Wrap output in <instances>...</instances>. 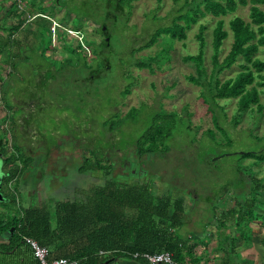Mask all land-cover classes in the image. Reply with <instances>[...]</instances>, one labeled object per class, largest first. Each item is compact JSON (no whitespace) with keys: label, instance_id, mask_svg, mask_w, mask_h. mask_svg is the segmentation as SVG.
<instances>
[{"label":"rangeland","instance_id":"rangeland-1","mask_svg":"<svg viewBox=\"0 0 264 264\" xmlns=\"http://www.w3.org/2000/svg\"><path fill=\"white\" fill-rule=\"evenodd\" d=\"M19 1L16 14L7 16L11 0H0V26L17 24L19 12H25L27 7V2ZM37 1L40 0L35 3ZM73 1L55 0L56 6L52 7L48 6L51 0L40 1L39 4L51 9L45 17L51 24L49 47L43 27L36 29L33 23L22 27L21 38L29 35L25 41L27 45L22 39L19 49L11 44L10 67L4 63L8 53L5 49L0 51L1 148L8 155L29 160L18 184L11 182L1 186L0 193L7 195V201L0 202V224L17 208L26 209L31 205L51 212L55 202L75 200L81 192L101 186L105 179L112 178L120 186L144 183L152 185L155 197L185 201V226L178 231L179 235L192 236L199 244L206 243L202 254H206L207 259L212 258V249L217 245L223 247V238L233 236V222L225 219L224 214L235 207L236 201L245 200L240 177L248 183L250 179L264 183V162L254 164L240 156L264 151V140H257L264 137V88L258 89L261 111L252 107L238 118L234 117L236 100L217 101L215 117L218 123L213 126L212 114L200 97L201 88L187 82V77L195 76L194 66L182 59L197 54L195 35L198 26H203L204 66L209 73L215 23L222 20L227 32L219 56L222 59L232 41L228 22L239 17L249 23V6L238 7L223 18L199 19L185 32L183 41L171 42L161 36L146 48L156 31L170 25L183 0L179 5L173 0H160L159 3L157 0H131L130 8L107 24L109 49L104 57L109 64L108 70L97 81L80 84L76 80L86 72L82 76L69 69L57 73L60 62L69 57L57 36L66 34V44L72 46L84 39L99 44L104 39L96 32L101 25L86 22L80 32H75V19L77 14L83 13L87 18L102 21L100 12L107 0ZM32 32H36L37 42L32 43ZM0 37L7 38L1 29ZM91 58L86 52L87 64L92 66ZM256 58L264 62V48ZM136 62L149 63L150 69H138ZM241 64L239 59L220 80L232 79L240 71ZM4 92L8 95L6 100ZM132 109L137 111L134 118L121 125L120 121ZM161 110L176 113L182 118V125L174 130L163 154L137 158L134 141L152 116ZM96 154L99 155L96 157ZM96 158L113 164L110 177L106 178L101 172H78L85 160L92 166ZM2 165L0 160V176H4ZM129 173L134 175L133 179ZM15 190L19 194L16 207L9 200ZM215 207L217 212L213 219L211 210ZM217 221H224L225 226L218 228ZM251 228L254 240L237 248L234 263L245 260L264 264V248L259 243L264 227L254 222ZM216 261L215 264H220Z\"/></svg>","mask_w":264,"mask_h":264},{"label":"trees","instance_id":"trees-1","mask_svg":"<svg viewBox=\"0 0 264 264\" xmlns=\"http://www.w3.org/2000/svg\"><path fill=\"white\" fill-rule=\"evenodd\" d=\"M22 1L27 2V7L25 12H19L17 24H11L10 27L0 26V29L7 34V38L0 37V51L5 49L8 53L4 63L9 67L12 62L11 44L13 43L19 49L22 47L20 40L22 39L25 43L26 39H29V35L21 38L22 26L27 15L40 16L32 24L36 29L43 27V32L49 39L48 47L50 46L51 24L45 19L46 13H51L50 7L46 8L35 3V0ZM73 2L76 3V0ZM130 2L131 0H107L104 9L100 12L103 15L102 21L87 18L83 13L77 14L75 32H80L86 22L96 23L101 25L96 32L104 39L99 44L84 39L72 46L66 44V34L58 35L57 39L60 40L63 50L69 54V57L60 62L57 73L60 74L65 69H69L73 74L78 73L82 76V73L86 72L84 77L76 81L80 84L97 81L109 67L104 57L109 49V43L105 42V39L109 40L110 37L107 24L115 21L117 16H122L125 9L130 8ZM159 2L160 0H157V3ZM173 2L179 5L181 0H173ZM19 3V0H11V8L7 16L16 14ZM48 6H56L55 0H51ZM245 6H249L250 22L245 23L239 17H233L228 22L232 41L229 51L222 59L219 56L223 43L227 39V32L224 31L222 20L215 23L212 31L209 73L204 66L205 29L203 26H198L195 35L198 44L197 54L182 59L183 62L194 66L195 76L187 77V82L201 88L200 97L207 106L208 112L212 114L213 126H217L218 123L215 110L218 108L216 102L220 100H236L235 118L251 110L252 107L261 111L258 89L264 88V62L256 56L259 50L264 48V0H183L182 6L170 25L156 31L145 45L146 48L154 45L161 36L171 42L183 41L186 38L185 32L199 19L206 16L214 19L223 18L233 14L238 7ZM102 28H105V31H102ZM16 33H20L21 36L19 37V34L16 38ZM32 33V43L37 42L36 32ZM8 47L10 49L6 50ZM86 52L92 56V66L87 64ZM239 59L242 61L239 65L240 71L232 79L221 81L220 76L235 66ZM135 65L138 69H150L151 66L145 62H136ZM40 84L43 83L40 82ZM3 97L4 100L8 97L6 92L3 93ZM136 112L134 109L130 110L120 121L121 125L128 119L134 118ZM181 119L176 113H166L162 110L159 114L152 116L145 130L134 141L136 157L160 155L167 151V142L177 126L182 125ZM186 130H188L187 127ZM257 140L260 142L264 140V137ZM1 145L0 140V155L3 157L0 160H2L4 175L1 186L11 182L18 184L24 169L29 165V160L8 155ZM240 156L243 160H252L254 164L264 162V151L243 153ZM103 162L107 164L103 165ZM108 162V160L96 158L91 166L85 160L78 172L80 174L101 172L108 178L113 168V164ZM19 163L22 165L21 168ZM130 168L135 169L131 166ZM129 176L131 179L134 178L133 174L129 173ZM239 184H243L245 200L236 201L235 207L224 214L225 219L233 222V236L223 238V247L217 245L213 250L214 253L220 254V264H237L238 262V264H248L244 260L234 263L237 248L251 244L254 240L252 223H258L264 227V183L257 179H250L248 183L240 177ZM152 189V185L149 184L132 183L120 186L112 178L105 179L101 186L81 192L75 200L55 202L51 212L46 211L44 207L37 208L31 205L26 209L17 208L13 215H8L6 217L8 219L1 222L0 238L5 237L9 244L17 249L26 247L23 238L35 241L40 247L47 249L48 262L65 259L76 261L78 264H98L104 259L101 256L107 255L133 259L135 254L141 256L169 253L176 263L200 264L202 258L195 255V245L190 244L192 241L196 242L194 237H182L178 232L185 226V201L167 196L155 197ZM16 192L17 190L9 199L15 207L19 196ZM2 197V202L7 201V195ZM215 214L216 207L211 210L213 219L216 218ZM223 222L217 221V227L223 228L225 226ZM259 243L264 248V233L259 238ZM203 245L206 250V243ZM134 261L145 263L141 258ZM209 261H204L203 264H210Z\"/></svg>","mask_w":264,"mask_h":264},{"label":"crops","instance_id":"crops-1","mask_svg":"<svg viewBox=\"0 0 264 264\" xmlns=\"http://www.w3.org/2000/svg\"><path fill=\"white\" fill-rule=\"evenodd\" d=\"M217 212V209H216ZM191 245H195L194 253L196 256H199L202 258V262L200 264H203L204 261H209L210 264H215L219 262V253H214L213 257L208 258L206 257V254H202V250L205 249L203 244H199L198 242L192 241L190 243ZM26 247H21L19 249L14 248L11 244H9L8 240L5 237L0 238V264H34V259L32 257V254L30 250H28L27 254ZM215 248L212 249V251ZM209 253H211V249H209ZM101 258H104L101 262L98 264H145L142 262L134 261L133 259H129L127 257L123 256H101ZM245 261V260H244ZM248 264H253L252 262H247Z\"/></svg>","mask_w":264,"mask_h":264},{"label":"built area","instance_id":"built-area-1","mask_svg":"<svg viewBox=\"0 0 264 264\" xmlns=\"http://www.w3.org/2000/svg\"><path fill=\"white\" fill-rule=\"evenodd\" d=\"M23 243L31 251L32 257L36 264H78L76 261H69L65 259L48 262L47 249L40 247L35 241L27 238H23ZM132 258L134 260L141 258L146 264H179L172 260V257L169 253H160L154 255L143 254L141 256L135 254Z\"/></svg>","mask_w":264,"mask_h":264},{"label":"flooded vegetation","instance_id":"flooded-vegetation-1","mask_svg":"<svg viewBox=\"0 0 264 264\" xmlns=\"http://www.w3.org/2000/svg\"><path fill=\"white\" fill-rule=\"evenodd\" d=\"M40 1H37V3L39 4ZM27 16H28V19L24 22L23 26H31L33 22H36V18L40 17L39 15H34V16L27 15ZM41 17H43V16H41ZM3 177L4 176H0V186H1V184H3Z\"/></svg>","mask_w":264,"mask_h":264},{"label":"water","instance_id":"water-1","mask_svg":"<svg viewBox=\"0 0 264 264\" xmlns=\"http://www.w3.org/2000/svg\"><path fill=\"white\" fill-rule=\"evenodd\" d=\"M102 31H105V28H102ZM105 42L108 43V38L105 39ZM0 189H1V186H0ZM3 201V197H2V194L0 193V202Z\"/></svg>","mask_w":264,"mask_h":264}]
</instances>
